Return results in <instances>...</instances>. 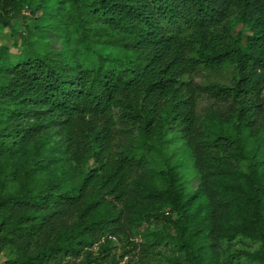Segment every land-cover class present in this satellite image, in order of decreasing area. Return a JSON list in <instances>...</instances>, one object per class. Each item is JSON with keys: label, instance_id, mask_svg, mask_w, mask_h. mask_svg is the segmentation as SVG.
Masks as SVG:
<instances>
[{"label": "trees", "instance_id": "obj_1", "mask_svg": "<svg viewBox=\"0 0 264 264\" xmlns=\"http://www.w3.org/2000/svg\"><path fill=\"white\" fill-rule=\"evenodd\" d=\"M43 1L38 9L55 7L57 0ZM22 13V0H0V25L13 33ZM71 19L84 40L101 41L124 55L95 58L89 47L81 59L42 55L26 28L18 32L23 59L0 58V191L1 178L21 151L31 148L41 157L57 145L55 135L73 161L91 164L77 183L50 169L51 179L36 180L38 161L20 172L18 192L0 196V250L38 236L47 218L90 194L70 234L60 228L56 240L10 264H59L93 248L95 231L113 215L111 223L120 221L115 206L128 198L131 180L146 163L134 147L118 154V121L138 126L143 138L154 134L161 141L166 127L190 137L203 96L235 103L227 115H213L220 133L211 146L245 161L246 170L228 156L211 155L214 191L237 208L232 237L264 247V126L258 122L264 103V0H73ZM169 182L166 191L178 214L176 246L189 264H212L206 239L215 229L202 214L210 196H183L174 178ZM102 201L106 210L98 213ZM91 255L86 252V259ZM258 260L264 261V251Z\"/></svg>", "mask_w": 264, "mask_h": 264}, {"label": "rangeland", "instance_id": "obj_2", "mask_svg": "<svg viewBox=\"0 0 264 264\" xmlns=\"http://www.w3.org/2000/svg\"><path fill=\"white\" fill-rule=\"evenodd\" d=\"M43 0H22L23 13L15 25V33L0 25V58L18 63L23 59V40L19 31L26 28L33 48L42 55L65 54L75 55L81 59L90 48L93 57L100 55L123 56L124 52L101 41H86L74 21L71 19L73 0H57L56 6L49 9H38L43 6ZM17 32V33H16ZM5 59V60H4ZM1 60V59H0ZM235 103L231 100H217L203 96L198 100L197 117L190 137H184L176 129H168L161 136L150 135L142 137L138 126L124 125L118 121L117 130L120 136L117 140V151L123 155L126 148L134 147L145 158V167L130 182L129 196L123 204L116 205V214L120 221L113 224L110 221L93 234L95 245L85 248L79 255H69L60 259L59 264H189L185 251L175 244L176 229L173 221L178 214L172 209L167 188L169 178H174V185L183 196L196 193L199 196H210V202L205 203L204 213L214 226L215 235L206 239L212 264H264L258 260L264 247L261 242L252 241L241 236L232 237L231 227L237 215V208L227 197L214 191L212 168L209 165L211 155L228 156L226 148L218 151L211 146L213 138L220 133V128L212 119L213 115H227ZM119 113H116V119ZM258 122L264 126L263 113ZM57 145L45 148L38 157L28 148L15 158L16 166L10 170L7 177H2L5 188L0 196L14 195L20 188V172L28 171L34 161L40 163L41 169L36 180L45 182L52 178L47 169L57 173L63 172L75 183L79 182L85 169L91 163H77L64 150V140L54 136ZM31 150V151H30ZM234 164L241 170H246V162ZM90 193H84L79 201L62 208L60 213L47 218L44 229L38 236L14 240L0 250V264H10L26 252L42 248L56 240L60 228L71 233L79 224L78 214L83 208L84 200ZM107 201V200H106ZM98 213L106 210L107 202H100ZM43 214V210H37ZM166 218H170L168 221ZM196 225V224H195ZM104 252H101V249ZM92 255L86 259V252ZM257 255L258 257H252Z\"/></svg>", "mask_w": 264, "mask_h": 264}]
</instances>
